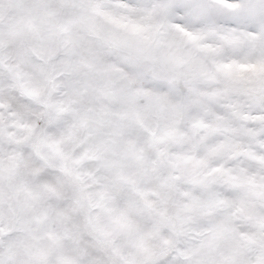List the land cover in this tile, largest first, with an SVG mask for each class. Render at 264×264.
<instances>
[{"label":"snow or ice","instance_id":"1","mask_svg":"<svg viewBox=\"0 0 264 264\" xmlns=\"http://www.w3.org/2000/svg\"><path fill=\"white\" fill-rule=\"evenodd\" d=\"M0 264H264V0H0Z\"/></svg>","mask_w":264,"mask_h":264},{"label":"clouds","instance_id":"2","mask_svg":"<svg viewBox=\"0 0 264 264\" xmlns=\"http://www.w3.org/2000/svg\"><path fill=\"white\" fill-rule=\"evenodd\" d=\"M15 15H16V9L14 7H7L6 13H5V18L13 17ZM61 99H63V97L59 93H57L53 97V102L59 101ZM104 102L107 103L108 101H104ZM41 108L43 109V105H41ZM64 115L68 117L69 123H72V119H71L72 114L71 113H65ZM63 146L65 148H69V149L72 148L71 145H67V144L63 145ZM72 150L74 151V155H76V156L83 155L88 150V144L87 143L81 144ZM96 164H97V162L95 160H89V159L85 158L82 161L81 167L85 172H88V171L95 172L96 171Z\"/></svg>","mask_w":264,"mask_h":264}]
</instances>
